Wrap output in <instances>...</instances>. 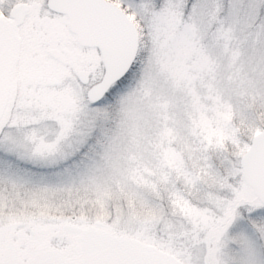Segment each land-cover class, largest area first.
Here are the masks:
<instances>
[{
	"label": "rangeland",
	"instance_id": "rangeland-1",
	"mask_svg": "<svg viewBox=\"0 0 264 264\" xmlns=\"http://www.w3.org/2000/svg\"><path fill=\"white\" fill-rule=\"evenodd\" d=\"M46 1L0 0L7 16L29 6L33 29L0 124V199L117 204L131 218L126 236L184 264H264V207L240 167L264 120V0H117L143 29L146 58L96 107L87 91L103 78L99 53L74 43ZM45 17L56 28L34 32L39 21L50 25ZM62 48L66 58L49 55ZM15 224L73 226L12 217L11 231Z\"/></svg>",
	"mask_w": 264,
	"mask_h": 264
},
{
	"label": "water",
	"instance_id": "water-1",
	"mask_svg": "<svg viewBox=\"0 0 264 264\" xmlns=\"http://www.w3.org/2000/svg\"><path fill=\"white\" fill-rule=\"evenodd\" d=\"M47 6L55 13L66 15L68 29L77 37L80 46L99 51L104 78L88 91L87 97L92 103L100 102L112 85L128 75L137 58L139 34L136 26L118 6L106 0H48ZM27 13V6L21 4L11 11L10 19L0 16V123L9 104L11 72L21 48L20 26ZM78 80L87 85L88 73L80 72ZM58 84L57 80L50 82L51 86ZM240 167L244 183L264 206V128L252 138L240 159ZM68 227L72 226L64 228ZM134 240L147 251L154 264H184L155 246Z\"/></svg>",
	"mask_w": 264,
	"mask_h": 264
},
{
	"label": "snow or ice",
	"instance_id": "snow-or-ice-1",
	"mask_svg": "<svg viewBox=\"0 0 264 264\" xmlns=\"http://www.w3.org/2000/svg\"><path fill=\"white\" fill-rule=\"evenodd\" d=\"M12 217L73 227L21 237L9 229ZM131 218L112 207L89 204L65 194L31 203L0 199V264H154L134 239Z\"/></svg>",
	"mask_w": 264,
	"mask_h": 264
},
{
	"label": "flooded vegetation",
	"instance_id": "flooded-vegetation-1",
	"mask_svg": "<svg viewBox=\"0 0 264 264\" xmlns=\"http://www.w3.org/2000/svg\"><path fill=\"white\" fill-rule=\"evenodd\" d=\"M108 1H111V2H113L114 4H116L117 6H119L128 16H129V18L135 23V25L137 26V29H138V31H139V34H140V30H139V25H138V23H137V21H136V19L133 17V14L131 13V12H129L127 9H125L124 7H122V5H120L118 2H116V1H113V0H108ZM44 10H46V12L48 13V15L49 16H53V17H60V18H62V19H64L65 20V22H66V27H67V17L66 16H63V15H59V14H57V13H54V12H51L50 10H48V8H47V3H46V9H44ZM0 15H4V14H0ZM44 16H46L45 14H43ZM46 18V20H47V22L50 24L51 23V21H50V19L49 18H47V17H45ZM38 24H35V31L34 32H38L39 31V26H41V25H47L50 29H55L56 28V25H55V28H54V25H52V24H50V25H48L47 23L46 24H44V22H37ZM38 25V26H37ZM28 27L29 26H27V24H26V20H25V23H24V25L20 28V36H21V52H20V54L23 52V50H24V45H25V40H26V38L27 37H29V35H30V37H31V35L33 34V29L32 28H29L28 29ZM29 37V38H30ZM37 37H38V35H37ZM72 37V36H71ZM38 39H41L40 37H38ZM47 48V47H46ZM25 51V50H24ZM61 53L63 54V57L61 58ZM61 53H60V51H58V50H53V49H50L49 50V55L52 57V58H54V57H57V60L58 59H63V58H66L65 56L67 55V56H69V50L68 49H66V48H62V51H61ZM41 57H43V56H41ZM60 79V78H59ZM39 80L41 81V83L43 84V85H45V84H48L49 83V79H47V78H44V77H41V78H39ZM61 80V79H60ZM31 228L28 226H26V225H20V224H15V227H14V230H12L13 232H18V234L21 236V237H28V236H35V235H39V234H41V233H51V232H54V231H45V230H39V231H37V230H33V229H31Z\"/></svg>",
	"mask_w": 264,
	"mask_h": 264
},
{
	"label": "trees",
	"instance_id": "trees-1",
	"mask_svg": "<svg viewBox=\"0 0 264 264\" xmlns=\"http://www.w3.org/2000/svg\"><path fill=\"white\" fill-rule=\"evenodd\" d=\"M145 42H146V38L144 37V35H143V37H142V39H141V49H140V53H139V56H138V59H137V63H136V65H135V67H134V69L132 70V72L130 73V75L123 81V83L125 82V81H127L129 78H131V77H134L136 74H137V66L141 63V62H143L145 59L144 58H146L145 57V49L143 48V45H145ZM258 126H260L259 127V130H258V132L264 127V120L263 121H261L260 123H259V125ZM256 134V133H255ZM255 134H253V135H255ZM232 149L233 148H231L230 150L232 151ZM93 199H89V201H92ZM83 201H85V202H87V200H85V199H83ZM93 202V201H92ZM93 203H95V202H93ZM118 206H120V205H117V204H111L109 207H112V208H114V209H119V208H117Z\"/></svg>",
	"mask_w": 264,
	"mask_h": 264
}]
</instances>
